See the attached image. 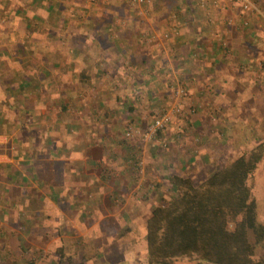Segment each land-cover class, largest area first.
Masks as SVG:
<instances>
[{"label":"rangeland","instance_id":"obj_1","mask_svg":"<svg viewBox=\"0 0 264 264\" xmlns=\"http://www.w3.org/2000/svg\"><path fill=\"white\" fill-rule=\"evenodd\" d=\"M215 1L149 0L138 14L123 0H0V264H62L58 247L73 264H146L141 226L172 198L167 175L198 183L264 142V0L245 12L237 0ZM81 70L89 82L77 79ZM173 104L180 110L152 132L154 117ZM56 121L71 136L122 140L106 146L96 185L91 175L76 178L88 181L81 195L91 200L113 194L121 174L133 177L128 199L115 192L107 208L68 210L30 202L44 185L21 184L11 172H33L32 152L48 149ZM72 163L81 173L82 163ZM247 185L264 221V157ZM101 214L104 231L84 225ZM249 235L255 257H264V240Z\"/></svg>","mask_w":264,"mask_h":264},{"label":"trees","instance_id":"obj_2","mask_svg":"<svg viewBox=\"0 0 264 264\" xmlns=\"http://www.w3.org/2000/svg\"><path fill=\"white\" fill-rule=\"evenodd\" d=\"M77 79L89 82L87 70ZM162 128L155 133L160 135ZM263 157L264 142H257L198 183L167 175L172 198L153 206L141 226L146 264H264L263 256L255 257L256 244L249 235L264 240V221L258 219L257 200L247 185ZM128 158L136 162L134 154ZM57 251L62 264H73L61 247Z\"/></svg>","mask_w":264,"mask_h":264},{"label":"crops","instance_id":"obj_3","mask_svg":"<svg viewBox=\"0 0 264 264\" xmlns=\"http://www.w3.org/2000/svg\"><path fill=\"white\" fill-rule=\"evenodd\" d=\"M212 60L213 59H211V62ZM203 61L204 60L202 61L198 60L197 62L199 63L196 66L209 65L207 61H206L207 63H202ZM214 63H216V60H214ZM196 70L195 72H197ZM50 125L54 130L50 132V136H48V138L46 139L48 149H46V151L44 152L45 157L44 154L39 157L38 150L36 149L37 145H35L36 150H33L32 152L33 156H36L35 154L38 155L36 157L32 156L33 157L32 161L34 160V162L31 163L30 166L33 172H30L31 174H28L26 171L19 170L16 168H14V170L11 172L12 175L14 176H20L21 181L19 183L21 184L24 183L23 182L24 179L25 181L26 180L31 181V179H35V180L37 179L38 180L37 184L44 185L45 191L41 195L37 193L36 198L35 197L33 198L31 196H30L31 198L29 197L30 202L33 205L36 203V200L38 202L47 200L50 203V207L54 209L68 210V209H80L82 207L85 208L88 207V204H86L85 202H89L90 204H92V207L100 206L102 208V206H104L107 208L110 206L111 201L112 202L115 201L114 199L111 200L110 198V195H114L115 192L116 194L121 193L122 196H126L127 199L131 196V191H129L128 188L131 181H134L133 177H129V176L124 177L123 174H121L119 178H117L115 181L112 182L115 185V188H113V194L106 192V190L104 193L102 192L100 193V191H98L97 193L98 194L100 193L99 194L100 196L94 195L91 200L87 198L88 196L87 194L81 195V193H84V190H87L86 187L88 186V181L86 179L76 178V176L84 177V175H91L93 177L92 175L93 171L97 173L100 172L98 171V169L101 170V168L103 167L101 163L102 160L104 159V157L106 158L108 157V152L105 153L106 146L107 145L111 146V143L122 144V140L119 141V137L117 138V140L116 137L113 136L84 137V136H79V131L76 136H71V134L69 133L71 127L64 124L63 121H56ZM76 125L80 126L79 123H77ZM54 131L57 134H55ZM38 140L39 139L34 140L36 141V143L34 142V144H39ZM123 145H128V144L125 143ZM116 148L117 150H115V148H111L113 150V153L110 154L111 155L110 159L105 161L104 163L105 167H106V163L110 164V167L112 166L110 160L115 158L113 155H115L117 153L116 151H118V147ZM123 148L126 149V147ZM41 150H43V148ZM120 154H122V152ZM87 161H90L89 162L91 164L90 166H86ZM72 162H77L78 167H81V163H82L81 173L80 170L78 172H75L76 164H73ZM86 168L89 170H86ZM93 169H97V170H93ZM28 176H30V179H27ZM82 180H83L82 182L83 186L77 184L80 183ZM93 180L95 181V185H96L98 183V180H100V178L97 175H95L92 178V180L90 179L89 181L93 182ZM25 184H27V182ZM11 188L13 187L11 186ZM27 197L28 195H26L25 198ZM60 212L62 213L61 214L62 218H67L66 215L67 212L64 211H60ZM80 216H81V212L78 214V217ZM85 218H83L84 219L83 221H85L84 225L89 224V226L92 227L94 224L97 225V229L99 233L104 231V229L102 228L104 221L102 220L103 219L102 214L99 215L98 217H95V219L90 223H87V220H85ZM70 223L72 224V222ZM121 229H124V227H122ZM127 232L136 233L135 231L129 229L127 230ZM94 238H95L94 240H97L99 236L98 237L95 236ZM129 240L132 241V239ZM133 242L134 241H132V243Z\"/></svg>","mask_w":264,"mask_h":264},{"label":"built area","instance_id":"obj_4","mask_svg":"<svg viewBox=\"0 0 264 264\" xmlns=\"http://www.w3.org/2000/svg\"><path fill=\"white\" fill-rule=\"evenodd\" d=\"M91 2L94 0H90ZM130 7L134 8L138 14L142 13V8L146 4L149 3V0H124ZM240 4V8L242 11H248L253 7L252 0H237ZM213 6L217 7V3L215 0L212 2ZM180 90V89H179ZM179 90L175 91V93L179 96L178 98H181L183 94V90H180L182 94L179 93ZM180 108L173 104V107L170 110H164L160 112L159 115L154 117L153 123L151 124L150 130L152 132L156 131L157 129H160L163 127V125L169 121L171 112L179 111ZM128 134V133H127Z\"/></svg>","mask_w":264,"mask_h":264}]
</instances>
